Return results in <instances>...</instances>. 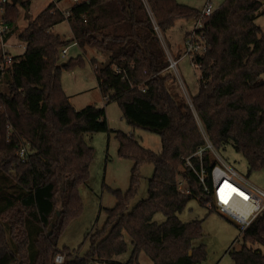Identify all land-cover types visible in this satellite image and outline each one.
Masks as SVG:
<instances>
[{
  "label": "trees",
  "instance_id": "16d2710c",
  "mask_svg": "<svg viewBox=\"0 0 264 264\" xmlns=\"http://www.w3.org/2000/svg\"><path fill=\"white\" fill-rule=\"evenodd\" d=\"M57 2L20 32L25 51L0 70V264H58L55 257L62 252L63 264L112 263L129 250L128 238L132 252L127 264H141V253L153 264L198 263L205 249L193 246V240L202 235L204 220L180 218L193 199L206 207L213 200L185 166L186 158L206 143L198 120L216 149L233 143L250 172H264V33L256 23L264 0H225L204 19L198 33L206 50L192 56L200 70L194 109L169 89V58L143 0H80L69 16ZM149 3L163 34L177 21L200 14L177 0ZM21 6L29 9L30 2L17 0L7 9L10 29ZM66 20L72 39L53 33ZM74 42L84 53L94 47L107 54L106 62L91 58L103 98L117 101L129 124L157 133L160 152L130 133L113 131L105 107L77 110L72 105L62 71L83 66L85 58L80 54L63 64L61 50ZM93 132H115L119 155L135 164L129 188L113 190L117 203L106 209L102 229L89 234L90 249L82 257L76 249L61 248L59 238L83 210L80 187L89 181L94 159L86 135ZM23 143L29 147L25 162L17 154ZM192 160L200 168L199 157ZM203 161L207 170L215 164L208 151ZM144 163L155 166L149 195L131 208ZM158 213L165 217L162 222L156 220ZM242 232L244 244L231 251L235 264H264V213Z\"/></svg>",
  "mask_w": 264,
  "mask_h": 264
},
{
  "label": "rangeland",
  "instance_id": "374dc122",
  "mask_svg": "<svg viewBox=\"0 0 264 264\" xmlns=\"http://www.w3.org/2000/svg\"><path fill=\"white\" fill-rule=\"evenodd\" d=\"M30 2L29 9L21 6V13L17 24L11 29L5 38V45L11 55L23 52L20 46L19 34L31 23L36 16L52 2L58 0H24ZM179 3L201 9L206 0H177ZM218 8L225 0H212ZM74 4L73 0H62L57 6L65 10ZM264 9V6L263 8ZM264 11V10H263ZM256 23L262 27L264 33V13L258 14ZM195 19L179 20L176 25L163 34L159 31L161 41L166 49L179 59L176 72L169 69L172 75L168 86L174 96L185 101L194 97L200 88V70L194 66L191 57L182 54V46L186 32L193 29ZM54 31L67 39L72 36V29L68 20L56 25ZM54 33V32H53ZM56 34V33H54ZM12 44L14 46H12ZM66 56L61 55V62H67L84 54L85 63L74 69H63L62 85L71 102L77 110L88 105L105 107L109 126L113 131L120 130L134 135V137L146 148L160 152L162 150L161 137L147 129L136 127L128 123L123 117V112L117 101H106L100 91L91 58L97 56L100 61L108 60L107 54H100L94 47H88L87 52L78 46L76 42L71 43ZM2 47L0 44V53ZM178 50V51H177ZM62 51V50H61ZM177 52V54H176ZM3 92H7L6 86H1ZM86 141L94 147V159L90 168V179L80 187V195L83 201L81 214L70 221L59 238V246L76 249L79 256H84L90 249L93 234L102 229L107 219V208H113L117 199L113 190L126 191L130 186L132 168L135 162L119 155L120 142L115 132H93L86 135ZM220 154L236 168L240 174L246 177L253 185L264 190V172H250L249 165L244 156L239 153L233 143L227 144L219 150ZM155 166L152 163H144L140 167L141 182L137 195L131 201V208L140 200L146 199L149 195V180L153 176ZM210 204L206 207L200 204L198 199H193L180 218L184 222L199 220L203 221V233L199 238L193 240V246L204 245L205 257L195 264H235L231 253L233 249H240L244 244V233L237 224L215 210H210ZM164 215L158 213L156 220L162 222ZM89 235V236H88ZM129 250L117 256L119 264H127L132 252L130 238ZM65 254L64 252H62ZM141 264H153L151 258L141 253ZM102 264H111L106 262Z\"/></svg>",
  "mask_w": 264,
  "mask_h": 264
},
{
  "label": "built area",
  "instance_id": "2783aa9c",
  "mask_svg": "<svg viewBox=\"0 0 264 264\" xmlns=\"http://www.w3.org/2000/svg\"><path fill=\"white\" fill-rule=\"evenodd\" d=\"M73 1L74 4L80 2V0ZM143 2L145 3L152 17L155 24V29L159 34L160 28L156 24L153 17L149 0H143ZM12 3L16 2L14 0H0V44L2 47L0 53V70H5L15 61V55H11L5 45V38L11 30L10 25L5 21V16L7 14L9 5ZM70 8L63 10L67 16L70 15ZM216 10L217 7L214 5L212 0L205 1L204 6L200 10L198 18L195 19L193 29L187 33L184 39L182 44L183 55L188 54L192 59V56L203 53L206 50V41L203 39L202 35L198 33V31L203 27L204 19L213 15ZM19 47L25 51L26 44H20ZM67 53L68 47L63 48L61 55L64 57ZM167 53L170 62L169 69H174L176 72H178L177 67L179 59L175 58L170 52ZM194 66L196 68L198 67L195 64ZM116 70L119 71L117 68ZM186 102L192 109H194L192 98ZM198 122L206 143L204 146L199 147V149L192 156L199 157L200 168H197L194 165L192 156L186 158L185 166L190 167L194 171L200 181L204 184L205 191L212 196L213 200L210 205L214 206L218 212L227 218L233 220L237 226L242 231H244L259 215L264 213V190L253 185L220 154L219 150L216 149L210 141L207 131L203 127L200 120H198ZM207 151L210 152L212 159L215 160V164L210 170H207L203 161L204 154ZM17 154L21 162H25L29 157L28 145L25 143L21 144ZM207 180L210 181V184L207 183ZM226 184L230 185V192L227 198L223 199L220 195V191ZM65 258L66 254L59 253L55 257V262L58 264H63L65 262Z\"/></svg>",
  "mask_w": 264,
  "mask_h": 264
},
{
  "label": "crops",
  "instance_id": "0c3cea01",
  "mask_svg": "<svg viewBox=\"0 0 264 264\" xmlns=\"http://www.w3.org/2000/svg\"><path fill=\"white\" fill-rule=\"evenodd\" d=\"M204 4H205V2H204ZM204 4H203V6H204ZM203 6H202V7H203ZM199 10H201V9H199ZM54 28H55V27H54ZM54 28H53V32L56 33V34H58L57 32L54 31ZM188 32H189V30L186 32L185 37H186V35H187ZM72 36H73V32H72ZM185 37L183 38V42H184ZM67 39H72V37L67 38ZM183 42H182L181 44H179V45L182 46ZM20 44H24V43L20 41ZM12 46H14V45L12 44ZM67 47L69 48L70 46H67ZM165 50H166V52H170L169 49H166V48H165ZM177 51H178V50H177ZM23 52H24V50H23ZM23 52L18 53L17 55H20V54H22ZM170 53H171V52H170ZM171 54H172V53H171ZM176 54H177V52H176ZM167 55H168V53H167ZM65 92H66V91H65ZM67 95H68V94H67ZM68 96H69V98H70V102H71V96H70V95H68ZM71 103H72V102H71ZM72 105H73V104H72ZM75 108H76V107H75ZM111 264H119V261L117 260V256L112 260V263H111Z\"/></svg>",
  "mask_w": 264,
  "mask_h": 264
},
{
  "label": "bare ground",
  "instance_id": "6f19581e",
  "mask_svg": "<svg viewBox=\"0 0 264 264\" xmlns=\"http://www.w3.org/2000/svg\"><path fill=\"white\" fill-rule=\"evenodd\" d=\"M230 185L226 184L224 188L220 191V195L222 196L223 199H226L229 192H230Z\"/></svg>",
  "mask_w": 264,
  "mask_h": 264
},
{
  "label": "water",
  "instance_id": "95a60500",
  "mask_svg": "<svg viewBox=\"0 0 264 264\" xmlns=\"http://www.w3.org/2000/svg\"><path fill=\"white\" fill-rule=\"evenodd\" d=\"M15 2H17V0H14ZM66 62H64L63 64H65ZM51 233H52V231H51Z\"/></svg>",
  "mask_w": 264,
  "mask_h": 264
}]
</instances>
